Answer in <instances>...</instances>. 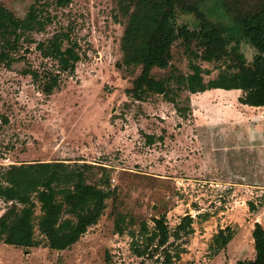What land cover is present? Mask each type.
<instances>
[{"label": "rangeland", "instance_id": "rangeland-1", "mask_svg": "<svg viewBox=\"0 0 264 264\" xmlns=\"http://www.w3.org/2000/svg\"><path fill=\"white\" fill-rule=\"evenodd\" d=\"M33 1L0 0V5L23 17ZM41 2L44 29L21 39L10 66L0 63V115L7 119L0 118V166L86 163L87 182L97 184L105 169L114 195L105 201L98 223L72 247L0 243V264H139L129 231L139 242L142 222L151 229L152 218L164 215L172 231L188 214L192 232L170 240L167 250L179 257L169 264L253 258L251 232L255 222L264 228L263 108L241 104V90L189 93L177 80L191 73L189 54L178 42L171 66L152 71L156 79L169 77L168 98L149 93L135 100L126 91L133 77L117 66L125 19L115 0ZM205 11L213 21L227 19L215 1ZM55 33L76 44L80 60L72 73H59L57 63L36 48ZM197 62L204 81L217 75V64ZM26 68L59 73L58 87L45 95L38 81L22 73ZM147 136L154 137L151 144ZM6 206L0 200V215ZM118 213L125 215L123 234L114 229ZM35 214L36 219L41 214L38 206ZM226 227L231 239L217 250L213 237ZM35 237L41 239L36 226Z\"/></svg>", "mask_w": 264, "mask_h": 264}, {"label": "trees", "instance_id": "trees-1", "mask_svg": "<svg viewBox=\"0 0 264 264\" xmlns=\"http://www.w3.org/2000/svg\"><path fill=\"white\" fill-rule=\"evenodd\" d=\"M41 1L34 0L23 17L0 5V63L10 66L18 59L13 53L21 39H32L33 32L44 29L46 19ZM55 1L60 6L71 2ZM210 1L219 4L226 20L213 21L208 17L205 8ZM115 3L117 13L125 19L120 41L122 55L117 66L124 76L133 77L131 87L126 90L133 99L141 100L149 93L168 98L169 77L156 79L152 71L171 66L172 47L178 42L189 54L191 73L180 75L177 80L189 93L241 90V104L264 111V0H115ZM75 47L62 33L36 44L44 58L57 63L59 73L75 70L80 60ZM197 61L217 64V75L204 81L205 70ZM22 73L38 81L47 96L58 87L59 73L40 75L31 68L23 69ZM0 118L7 122L4 116ZM147 137L151 144L154 137ZM88 165L57 160L0 166V200L7 204L0 215V243L26 249L43 246L57 251L77 243L98 223L105 201L114 195L105 169L97 184L87 182ZM37 206L41 214L36 219ZM152 221L151 229L141 223L139 242L136 232L129 231L131 252L142 258L139 264H169L179 257L167 250L170 240L192 232L193 218L189 214L183 216L172 231L164 215ZM129 222L133 223L132 218ZM124 224L125 215L118 213L115 233L123 234ZM35 226L41 239L35 237ZM251 236L254 257L234 264H264V228L260 223L255 222ZM230 239L231 232L226 227L219 229L213 242L218 250Z\"/></svg>", "mask_w": 264, "mask_h": 264}]
</instances>
